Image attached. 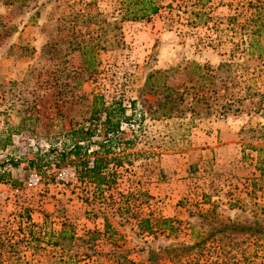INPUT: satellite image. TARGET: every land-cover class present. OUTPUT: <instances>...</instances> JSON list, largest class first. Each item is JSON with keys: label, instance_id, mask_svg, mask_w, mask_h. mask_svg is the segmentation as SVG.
Segmentation results:
<instances>
[{"label": "rangeland", "instance_id": "1", "mask_svg": "<svg viewBox=\"0 0 264 264\" xmlns=\"http://www.w3.org/2000/svg\"><path fill=\"white\" fill-rule=\"evenodd\" d=\"M150 1L0 0V264H264V0ZM115 101L116 182L35 162Z\"/></svg>", "mask_w": 264, "mask_h": 264}, {"label": "trees", "instance_id": "2", "mask_svg": "<svg viewBox=\"0 0 264 264\" xmlns=\"http://www.w3.org/2000/svg\"><path fill=\"white\" fill-rule=\"evenodd\" d=\"M17 1V0H15ZM141 8L146 11L145 14L141 15L142 18L147 16L148 12L157 13L159 7H157L154 2L150 0H140ZM149 13V14H150ZM107 118L104 122L100 124L101 131H98L100 115L99 111L93 115L91 120V125L88 127H80L70 131L67 136L71 140V144L64 142V146L60 149L58 147H53L49 152L44 155H37L35 162L41 163L44 159L52 157L51 155L56 154L54 159L57 165L60 167L61 164L70 163L77 168L79 172V178L84 180V178H89L90 180L96 182L98 190L104 191V186L110 183V177L113 178L114 182L117 181L118 177V167L123 166L125 161L130 158L131 155H137L136 153H129V146L131 145V139L127 134L125 128H123V123H129L133 121L135 114H128V107L124 105L122 101H115L111 105L104 107ZM135 108V102H132V109ZM95 136L103 137L99 141H94ZM10 140V137H9ZM5 143L3 146L6 148L8 144ZM92 146H97L96 150L92 153L95 155L94 167L89 166V150ZM120 148V153L116 152ZM46 157V158H45ZM17 164V163H15ZM114 164L115 170L111 168ZM8 174V175H7ZM109 174L111 176H109ZM10 176L9 172L4 171L0 173V183L6 181V177ZM110 185V184H109ZM163 223L165 227L171 226L170 219H162L158 223ZM141 229L143 232H154L153 220L148 218H143L141 221ZM66 230L63 229L58 233L59 236H65ZM118 264H136L134 261L124 258V260H119Z\"/></svg>", "mask_w": 264, "mask_h": 264}, {"label": "built area", "instance_id": "3", "mask_svg": "<svg viewBox=\"0 0 264 264\" xmlns=\"http://www.w3.org/2000/svg\"><path fill=\"white\" fill-rule=\"evenodd\" d=\"M106 118H107V113L106 111H104L100 115V120L98 121L99 124L104 122ZM124 125L126 126L128 124L127 123L123 124L122 126L123 128H124ZM90 167H94L93 160L90 162ZM76 177H77V173L72 168L67 167V168H62L58 170L57 179L65 183L76 179ZM42 181H43V177L41 176V174L35 171L31 172L28 177V185L31 188L38 187L39 185H41ZM1 198H6V194L0 191V199Z\"/></svg>", "mask_w": 264, "mask_h": 264}, {"label": "crops", "instance_id": "4", "mask_svg": "<svg viewBox=\"0 0 264 264\" xmlns=\"http://www.w3.org/2000/svg\"><path fill=\"white\" fill-rule=\"evenodd\" d=\"M162 214L165 218H172V219L173 218H177V219L185 218L184 216L185 211L181 207L173 205V203H166V206L164 207Z\"/></svg>", "mask_w": 264, "mask_h": 264}]
</instances>
